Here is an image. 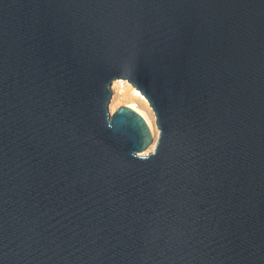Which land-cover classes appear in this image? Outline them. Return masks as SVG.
<instances>
[{"label":"water","instance_id":"water-1","mask_svg":"<svg viewBox=\"0 0 264 264\" xmlns=\"http://www.w3.org/2000/svg\"><path fill=\"white\" fill-rule=\"evenodd\" d=\"M0 264H264V0H0Z\"/></svg>","mask_w":264,"mask_h":264},{"label":"bare ground","instance_id":"bare-ground-1","mask_svg":"<svg viewBox=\"0 0 264 264\" xmlns=\"http://www.w3.org/2000/svg\"><path fill=\"white\" fill-rule=\"evenodd\" d=\"M111 100H114L113 103L123 102L144 117L153 134V142L150 145V148H152L158 134V129L155 124L154 112L146 97L136 87L131 85L129 81L123 78H118L113 81ZM111 106L113 107L115 105L112 104ZM112 107L110 108L111 110L113 109Z\"/></svg>","mask_w":264,"mask_h":264},{"label":"rangeland","instance_id":"rangeland-1","mask_svg":"<svg viewBox=\"0 0 264 264\" xmlns=\"http://www.w3.org/2000/svg\"><path fill=\"white\" fill-rule=\"evenodd\" d=\"M112 86H113V82H112V84H111V87H112ZM113 101H114V100H113ZM113 101L111 100V102H110V106H111L112 104L115 105V106H113V107L111 106L113 109H114L116 106L120 105V104H124L123 102H118V103H117V102H114V103H113ZM111 107H110V108H111ZM113 109H112V110H113ZM112 110H111V111H112ZM156 128H157V127H156Z\"/></svg>","mask_w":264,"mask_h":264}]
</instances>
